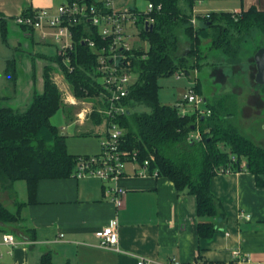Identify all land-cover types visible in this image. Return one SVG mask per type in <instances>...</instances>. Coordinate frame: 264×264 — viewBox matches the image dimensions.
Masks as SVG:
<instances>
[{"label": "trees", "instance_id": "trees-1", "mask_svg": "<svg viewBox=\"0 0 264 264\" xmlns=\"http://www.w3.org/2000/svg\"><path fill=\"white\" fill-rule=\"evenodd\" d=\"M77 1L97 3L95 0ZM145 1L153 5L149 12L132 7L137 13L136 25L141 41H146L148 48L145 50L141 46L132 57L137 80L123 99L127 111L116 120L124 129L121 148L136 152L139 161L152 155L150 171L156 170L158 175L171 180L178 191L193 194L196 213L200 217L197 233L200 237H210L219 228L211 218L217 215L225 218L220 200L210 190L211 177L220 171L246 169L256 176L258 185H264L259 177L264 173V147L242 134L234 123L236 105L232 94L210 101L204 97L202 107L209 110L208 113L190 111L181 114L177 103L168 105L159 101L157 80L176 71L189 74L191 69H197L202 65L200 60L205 56L204 49L219 51L224 57L223 64L234 66L241 63L242 44L253 40L256 34L264 37V9L250 6L238 12L198 13V22L193 26L190 19L199 0ZM30 10L24 9L23 12ZM148 18L151 19L146 23ZM86 26L81 22L71 27V70L57 53L47 56L62 67L72 92L78 98L96 92L93 78L95 53L81 39L82 35L90 34V28L86 29ZM178 29L187 38L184 53H180L183 41L178 37ZM91 30L92 37H96V28L91 27ZM2 37L5 40L3 25ZM261 46L264 44L257 45L254 52ZM8 63L6 76L14 81L12 59ZM50 70L52 66L45 65L43 91L33 93L25 109H15L3 103L0 97V188L6 189L16 180H24L28 203L35 202L40 179L69 176L79 157L68 152L64 135L51 122V117L64 104L57 85L49 76ZM193 89L200 93L198 79ZM138 105H145L149 110L136 111ZM92 116L97 123L103 119L96 111ZM193 130L200 132V141L187 140ZM20 205L18 203L16 211H10L0 200V222L18 221ZM39 264H53L51 253H43Z\"/></svg>", "mask_w": 264, "mask_h": 264}, {"label": "crops", "instance_id": "crops-1", "mask_svg": "<svg viewBox=\"0 0 264 264\" xmlns=\"http://www.w3.org/2000/svg\"><path fill=\"white\" fill-rule=\"evenodd\" d=\"M65 1L0 0V97L3 103L25 109L33 93L43 91L44 67L50 64L41 57L57 53L55 46L50 53L40 45L49 43L44 41L47 38L40 37L39 30L16 24L14 17L24 9L54 7ZM112 1L117 7H132L131 0ZM207 1H197L193 13L238 12L250 6L264 9V0ZM138 45L141 47L142 41ZM10 59L15 68L14 81L6 76ZM230 93L240 101L239 106L235 103L236 112L238 109L239 125L245 129L244 123L264 107V91L234 88ZM77 120L80 122H74L76 125L86 123H81L84 119L79 117ZM88 123L101 129L95 133L99 148L90 153L97 154L104 123L103 120L96 123L94 119ZM246 136L252 137L247 133ZM259 177L264 181V173ZM256 179L246 169L220 171L211 177L210 190L220 200L225 218L219 215L211 218L219 228L210 237H200L197 233L200 217L193 194L178 191L171 180L161 175H135L131 164L126 165V173L119 181L126 192L118 209L98 177L77 178L70 174L40 179L36 200L29 203L26 202V182L16 180L12 186L0 188V200L10 211H16L21 203L18 221L0 222V264H39L45 252L51 253L53 264H137L139 257L147 259V264H264V185H258ZM11 205L15 206L14 210L10 209ZM114 217L118 227L117 248L101 247L94 231ZM3 232L12 234L16 244L3 243Z\"/></svg>", "mask_w": 264, "mask_h": 264}, {"label": "built area", "instance_id": "built-area-1", "mask_svg": "<svg viewBox=\"0 0 264 264\" xmlns=\"http://www.w3.org/2000/svg\"><path fill=\"white\" fill-rule=\"evenodd\" d=\"M97 3H86L84 1H65L54 7H41L21 12L14 17V22L31 30H39L41 38L52 37L56 46L57 55L61 56L63 64L72 69L70 64V52L73 49V32L71 27L77 23L86 24L90 28V34L82 35L83 43L95 53V68L93 78L96 81V92L81 99L82 102L91 101L93 109L81 108L77 117L85 119L87 109L96 111L103 116V125L100 136V151L93 155H80L71 174L74 177L94 176L102 180L106 192L114 206L118 209L123 204L126 189L119 183L126 173V165L133 166V174L145 177L157 176L156 170L150 171V158L139 161L136 152L121 148L124 129L118 124L117 117L125 113L126 105L123 99L128 95L130 88L137 80V73L133 69L132 57L139 51L138 43L139 29L136 25L137 13L127 5L115 6L112 0H95ZM150 2L146 3V12L152 9ZM159 7V6H158ZM204 14L208 15V12ZM151 18L146 20V23ZM190 22L193 26L197 24L196 14L193 13ZM136 29V33H130L128 27ZM92 28H96V37H92ZM58 65V64H57ZM63 78V69L58 65ZM184 71H176V77L184 74ZM67 82V80H66ZM68 83V82H67ZM64 97L67 102L75 104L77 96L65 91ZM64 92V94H65ZM91 99V100H90ZM204 97L195 92L191 87L183 94L177 103L180 113L185 114L195 111L198 114L208 113L209 110L202 107ZM186 103L193 105L192 109L186 107ZM187 140L200 141L201 134L198 130L191 131ZM243 216L249 217L248 214ZM98 238V245L104 248L116 247L118 242V227L116 218L94 231ZM1 241L14 245L16 241L10 233H1ZM117 248V247H116ZM237 254V251L233 252ZM242 260V259H241ZM240 260V261H241ZM147 259L139 257L137 264H147Z\"/></svg>", "mask_w": 264, "mask_h": 264}, {"label": "rangeland", "instance_id": "rangeland-1", "mask_svg": "<svg viewBox=\"0 0 264 264\" xmlns=\"http://www.w3.org/2000/svg\"><path fill=\"white\" fill-rule=\"evenodd\" d=\"M206 2L208 1L206 0ZM129 4L139 11H144L146 9L145 0H131ZM128 31L130 33H136L134 26L128 27ZM177 34L178 37L181 38V41H183L180 43V53H184L187 48V41L184 40H187V38H185L186 36L183 34L181 29L177 30ZM256 35L257 36L253 40L246 41L242 44L241 52L239 53L242 61L239 64L234 66L223 64L224 57L219 51H209L208 49H204L206 51H203L202 53L205 52V56H203L200 60L202 65L196 70L191 69L189 74L184 73L179 77H176L175 73L159 77L157 80V84L159 85V101L163 104L174 105L182 99L184 93H186L191 87L195 86L197 79L200 84L199 94L202 97L207 98L209 101L219 99L222 96H230V90L234 88H242L244 91H248V89L253 88L257 91H261V89L264 91V85L256 83L253 80L255 74V66L252 62L253 53L257 45L264 44V37L259 34ZM44 41L49 43V45H40L45 46V48L49 49V52L51 51L50 53H53L55 44L52 37H47ZM141 46L145 50L148 48L146 41L142 42ZM41 58L43 62H45V60H49L48 64L53 65L54 69L50 70L49 76L57 85L64 104L51 117V122L55 124L58 127L59 132L64 135L68 152L75 153L79 156L93 155L90 153L97 151L99 148L98 136H96L95 133L101 130H98V128L92 123H88V121H92L94 119L92 116L93 111L90 112V110L94 108V105L90 103L91 101L82 102V100L78 99V97L75 104L67 102V100L64 99L66 96L65 91L68 90L69 94L73 96L72 89L66 80L62 78V75L60 76L61 71L59 70L58 65H56L57 63L54 60L47 59V57ZM261 96H263V94ZM232 98L238 105L240 102L238 97L236 99L235 97ZM69 105L71 107H68ZM186 107L190 110L193 108V105L191 103H186ZM81 108L90 109H87L85 119L81 122H86L83 126L75 124L80 122L77 120L76 112ZM247 109L249 110V108ZM135 110L148 111L149 108L145 105H138ZM238 113L237 109L234 123L240 132L245 135L246 133L251 135L252 137L249 138L253 142L264 147V107L260 109V113H257L254 117H251V119H248V121L244 123V126H246L245 129L239 125ZM242 167H244V163H242ZM6 205L8 206V203H6ZM14 208L15 206L11 205L10 209L14 210Z\"/></svg>", "mask_w": 264, "mask_h": 264}, {"label": "water", "instance_id": "water-1", "mask_svg": "<svg viewBox=\"0 0 264 264\" xmlns=\"http://www.w3.org/2000/svg\"><path fill=\"white\" fill-rule=\"evenodd\" d=\"M253 62L255 65L254 81L264 85V46L259 47L253 53Z\"/></svg>", "mask_w": 264, "mask_h": 264}, {"label": "bare ground", "instance_id": "bare-ground-1", "mask_svg": "<svg viewBox=\"0 0 264 264\" xmlns=\"http://www.w3.org/2000/svg\"><path fill=\"white\" fill-rule=\"evenodd\" d=\"M142 12H146V9L144 11H142Z\"/></svg>", "mask_w": 264, "mask_h": 264}]
</instances>
